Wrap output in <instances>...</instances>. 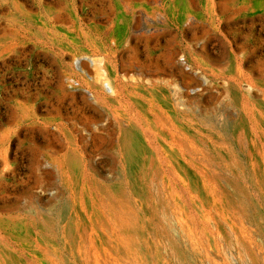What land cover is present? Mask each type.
<instances>
[{"label":"rangeland","instance_id":"rangeland-1","mask_svg":"<svg viewBox=\"0 0 264 264\" xmlns=\"http://www.w3.org/2000/svg\"><path fill=\"white\" fill-rule=\"evenodd\" d=\"M90 9L11 100L0 264H264V0Z\"/></svg>","mask_w":264,"mask_h":264},{"label":"crops","instance_id":"crops-1","mask_svg":"<svg viewBox=\"0 0 264 264\" xmlns=\"http://www.w3.org/2000/svg\"><path fill=\"white\" fill-rule=\"evenodd\" d=\"M108 0H0V135L9 132L11 100L23 109L28 97V70L40 69L31 57L44 53V37L88 20L90 7ZM14 77V79H13Z\"/></svg>","mask_w":264,"mask_h":264},{"label":"bare ground","instance_id":"bare-ground-1","mask_svg":"<svg viewBox=\"0 0 264 264\" xmlns=\"http://www.w3.org/2000/svg\"><path fill=\"white\" fill-rule=\"evenodd\" d=\"M259 135V134H258ZM259 138V137H258ZM261 141V140H260ZM262 142V141H261ZM262 145H263V143H262Z\"/></svg>","mask_w":264,"mask_h":264}]
</instances>
